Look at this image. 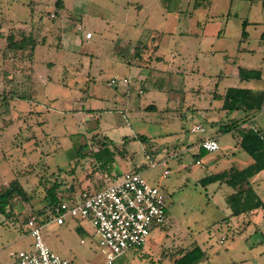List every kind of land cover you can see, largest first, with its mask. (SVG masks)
<instances>
[{
	"label": "rangeland",
	"instance_id": "374dc122",
	"mask_svg": "<svg viewBox=\"0 0 264 264\" xmlns=\"http://www.w3.org/2000/svg\"><path fill=\"white\" fill-rule=\"evenodd\" d=\"M54 10L57 16L49 17ZM16 20L33 30L30 59L1 56L5 36L19 30L4 21ZM0 21V189L17 177L31 198L15 196L0 213V264L30 249L27 221L43 209L45 183L60 181L58 194L72 199L112 182L98 167L104 146L112 152L113 175L139 171L167 205L164 223L114 264H170L194 244L205 253L198 264H264V218L230 215L225 197L233 189L201 182L243 166L239 153L248 155L230 134L218 135L215 151L195 146L229 121L218 92L264 88V0H0ZM78 23L93 36L86 38ZM137 44L140 58L133 55ZM239 66L259 69L261 79L239 80ZM138 73L146 92L134 81ZM114 77L116 86H108ZM149 102L158 109H145ZM257 119L263 126L264 112ZM196 124L203 131H191ZM161 157L168 158L160 163ZM253 187L264 197V184ZM40 234L74 264H104L106 249L86 220L50 221Z\"/></svg>",
	"mask_w": 264,
	"mask_h": 264
},
{
	"label": "built area",
	"instance_id": "2783aa9c",
	"mask_svg": "<svg viewBox=\"0 0 264 264\" xmlns=\"http://www.w3.org/2000/svg\"><path fill=\"white\" fill-rule=\"evenodd\" d=\"M84 35L89 38L92 33L84 31ZM116 81L114 77L109 84ZM121 82H127V78ZM191 130L203 131V128L195 125ZM199 144L206 151L219 148L214 138L201 139ZM167 172L164 170V174ZM166 212L165 197L159 187L149 183L139 171H124L97 190L82 191L72 199L61 198L45 214L42 223L36 216H30L27 225L33 237L32 245L29 250L17 251L12 264H74L45 244L40 234L45 223L64 224L66 217L90 222L99 236V245L106 249L104 264H114L128 249L144 245L150 229L164 223Z\"/></svg>",
	"mask_w": 264,
	"mask_h": 264
},
{
	"label": "trees",
	"instance_id": "16d2710c",
	"mask_svg": "<svg viewBox=\"0 0 264 264\" xmlns=\"http://www.w3.org/2000/svg\"><path fill=\"white\" fill-rule=\"evenodd\" d=\"M14 29H10L9 33L5 36L6 44L2 48V58L12 56L10 58H25L30 59L33 57L36 47V41L33 35L29 32L26 33L24 29L18 31V34H14ZM244 33V30L242 31ZM3 34L0 31V35ZM136 55H140V51L135 52ZM23 56V57H22ZM238 75L240 80L260 79L259 69H249L244 67H238ZM222 100L221 109L227 112L241 111L244 115L239 119L233 118L229 122L220 125L219 130L221 133L231 131L232 128L238 127L239 123H245L249 116L254 115L261 110L264 105V89L253 90L248 87H228L222 95H219ZM147 109H156L154 104H149ZM240 134L239 146L241 150L246 152L252 159V162L243 167L237 168L234 166L228 169L222 170L217 173H211L201 179L203 185L208 183L222 181L233 189L225 197L226 204L230 209V215H240L243 213H249L255 210H261L264 216V199H262L257 191L250 183V179L260 171L264 170V129H253L251 126H247L238 129ZM136 138L145 142L146 137L144 135H136ZM104 151L106 158L100 164L98 161V167L103 168L106 171H110V165L113 160L112 152L104 146L99 151ZM206 152L205 149H201L200 153ZM98 153V152H97ZM40 180V178H39ZM42 181V180H40ZM45 194L43 196L44 206L42 210H38L36 215L37 220L44 222L45 215L40 214L45 212L46 208H51L57 204L61 198H68L65 194H58L60 192L61 182L54 179L53 183L48 186L45 183ZM242 184H246L243 187ZM19 196L23 200L29 201L30 195L26 188L19 181L17 177L9 181V183L0 189V213H4V210L9 206V201ZM78 197V196H76ZM205 256L204 250L198 245L194 244L187 249H182L177 252V255L172 259L170 264H198Z\"/></svg>",
	"mask_w": 264,
	"mask_h": 264
},
{
	"label": "crops",
	"instance_id": "0c3cea01",
	"mask_svg": "<svg viewBox=\"0 0 264 264\" xmlns=\"http://www.w3.org/2000/svg\"><path fill=\"white\" fill-rule=\"evenodd\" d=\"M60 3L61 2H59L58 3V5H60ZM62 5V4H61ZM51 13L53 14V16H51ZM57 16V13H56V11L54 10V12L53 11H50L49 12V17H51V18H55ZM0 22H2V21H0ZM247 23V21H243V25H245ZM2 23H0V31H2V29H3V27H7V25H8V27L10 26V25H12L13 27H17V28H19V30H21V29H24L25 31H26V33H31L32 35H33V30L27 25L28 23H26V21H21V20H16V21H11V22H9V21H4V25L5 26H3L2 27V25H1ZM82 26V28L83 29H79V27H81ZM77 29L78 30H83V31H90L89 29H85V26L82 24V23H78L77 24ZM19 30H17V31H19ZM244 30V33H241V36L243 37V36H245V29H243ZM85 36V35H84ZM93 35H91V37H92ZM91 37H89V38H91ZM262 37H264V32H262ZM33 38L35 39V36L33 35ZM139 46L140 45H135L134 46V51H133V55L134 56H136V57H138V58H140V55H136V51L138 50V49H140L141 48V46H140V48H139ZM37 47V46H36ZM36 47H35V49H36ZM35 53V52H34ZM159 61H160V59H159ZM240 67V66H239ZM237 73H238V71H237ZM238 75V74H237ZM260 75H261V71H260ZM139 76H140V73H138L137 74V77L135 78L134 77V81L135 82H137L139 85H140V87H144V85H143V81L145 80V78H143V80H141V78H139ZM123 78H127V82H121L124 86H128L129 84H130V78H128V77H123ZM238 78H239V75H238ZM260 79H261V77H260ZM260 79H258V80H260ZM240 80V79H239ZM250 80H256V79H250ZM250 80H241V81H250ZM107 85L108 86H116V85H110L109 84V82H107ZM228 87H231V86H228ZM228 87H226V89L228 88ZM236 87H248V88H251V89H253V90H260V89H264V88H259V87H257V86H255L256 88H254V87H251V86H236ZM226 89H224L222 92H218L217 94H218V96L219 95H222L224 92H225V90ZM144 91L146 92L147 90H146V88L144 87ZM138 92H139V94H141V93H143V88H139V90H138ZM156 95V96H155ZM151 96H152V98H154V99H156L157 100V98L159 99V94L157 93V92H155V91H152L151 92ZM221 99V98H220ZM152 101H154L153 99H152ZM221 103H222V100H221V102H220V105H219V109L221 110ZM149 104H154L155 106H156V109H158V105L155 103V102H149L148 104H146V105H144L143 107L145 108V109H147V106L149 105ZM155 109V110H156ZM225 111V110H224ZM227 114H229L228 116H227V118H228V120L230 121V120H232L233 118H237V119H239L240 117H242L244 114L241 112V111H238V110H236V111H233V112H227V111H225ZM264 112V105H263V107L261 108V110H259L258 112H256L254 115H252V116H249V118L247 119V121L245 122V123H239V126L238 127H235V128H232L231 129V131H228V132H225V133H221L220 132V130H219V127H220V125H222V124H225V123H220L219 124V127L218 128H216L215 130H214V132L215 133H213V134H211V135H205V136H203V137H201L200 139H198L197 140V142H196V144H195V146H196V148L200 151L201 149H202V147H200V141H201V139H204V138H214L216 141L218 140V135H221V134H230V135H234L235 137H236V140H235V148L236 147H238L239 149H241L240 148V146H239V141H240V134L238 133V129H241V128H244V127H247V126H251L253 129H264V123H263V126H256L255 125V120L262 114ZM226 114V115H227ZM260 114V115H259ZM258 120V119H257ZM228 121V122H229ZM212 122V124L213 125H215L217 122L216 121H211ZM196 125H199V124H196ZM195 126V125H194ZM193 126V127H194ZM192 127V128H193ZM191 128V129H192ZM192 131V130H191ZM198 131V130H197ZM194 132V131H193ZM218 142V141H217ZM219 145V144H218ZM243 151V150H242ZM207 152V151H206ZM244 153H246V152H244ZM247 154V153H246ZM171 155H175V154H171ZM248 155V154H247ZM176 157L178 158V155H176ZM239 157H240V159H242V161L241 162H243V166H241V167H237V166H235V165H232V166H234V167H237V168H243V167H245V166H247V165H249L251 162H252V159H251V157L248 155V156H244V154H242V153H239ZM167 158L168 157H161L160 159H159V162L161 163V162H164L165 160H167ZM195 163L196 164H200L203 168H204V165H203V162H202V160H201V158H198V159H196L195 160ZM231 167V166H230ZM225 170V169H224ZM220 172V171H219ZM101 173H102V175H106V176H114L113 175V173L111 172V170L108 172V171H106V170H101ZM164 173V172H163ZM217 173V172H216ZM263 178H264V170H262V171H260L259 173H257L255 176H253L251 179H250V183H251V185L253 186V185H256V186H261L262 184H264V180H263ZM242 186L243 187H246L247 185L246 184H242ZM254 188V187H253ZM255 189V188H254ZM262 190H264V187H262L261 188ZM256 190V189H255ZM257 191V190H256ZM258 193V192H257ZM259 194V193H258ZM260 196V195H259ZM261 197V196H260ZM262 199H264V197H261ZM244 214H246V215H250V214H253V215H261L263 218H264V216L262 215V212H261V210H255V211H252V212H249V213H244ZM242 215V214H241ZM247 223H249L250 222V219H248L247 221H246Z\"/></svg>",
	"mask_w": 264,
	"mask_h": 264
}]
</instances>
